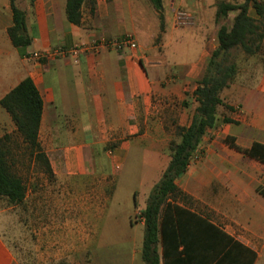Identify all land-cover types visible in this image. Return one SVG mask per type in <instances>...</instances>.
<instances>
[{
    "label": "crops",
    "instance_id": "0c3cea01",
    "mask_svg": "<svg viewBox=\"0 0 264 264\" xmlns=\"http://www.w3.org/2000/svg\"><path fill=\"white\" fill-rule=\"evenodd\" d=\"M173 1L170 0L171 9ZM15 3L25 12L32 43L27 48L13 45L8 33L13 25L12 3L0 0V102L23 80L32 79L44 104L39 141L55 178L63 182L80 181L95 175L94 167L107 162L121 170L134 148L148 149L157 157H163L166 129L152 126L150 120L158 113L152 109L153 96L160 91L163 78L162 63L153 55L159 54L161 47L175 55L180 62L178 66H183L178 76L181 84L185 79H199L218 48L221 26L216 23V7L194 0V24L191 29L180 31L173 27L166 4L162 20V13L150 0H85L81 25L69 22L67 0H16ZM250 13L258 19L252 10ZM128 34L136 38L138 49L104 50L99 54L81 55L78 59L58 58L43 63L28 58L36 51L73 47L102 38L119 39ZM161 36L162 45H155ZM227 90L230 92L227 103L236 109L231 117L236 123L225 127L224 138L234 137L236 144L244 149H250L254 143L264 144V77L256 88L233 82L223 92ZM6 135L12 137L6 144L8 149L25 148L10 114L0 105V139ZM108 147L112 148L110 155L103 152ZM167 166L164 159L162 170L158 169L150 188L160 181ZM103 171L99 174L107 175ZM177 185L188 199L177 202L180 207L214 224L233 241L254 252V256L248 255V262L264 264V254L251 242L256 241L255 238L263 239L264 225L247 226L248 237L239 236L231 225L220 224L208 216L228 211L216 210L206 200L214 191H219L221 196L237 199L240 213L260 215L264 220L261 189L264 188V164L231 149L226 143L217 151L212 143L205 156L194 157ZM199 199H205L204 205L191 206ZM185 216L186 222L193 219L191 215ZM140 224L145 226L143 221ZM205 232L201 241H206ZM158 250L162 255V244ZM141 251L133 264H145ZM224 256L210 264H220ZM237 258L229 257V262H237ZM210 259L207 255L200 256L196 262L207 263ZM13 263L14 256L0 235V264Z\"/></svg>",
    "mask_w": 264,
    "mask_h": 264
},
{
    "label": "rangeland",
    "instance_id": "374dc122",
    "mask_svg": "<svg viewBox=\"0 0 264 264\" xmlns=\"http://www.w3.org/2000/svg\"><path fill=\"white\" fill-rule=\"evenodd\" d=\"M222 1L203 0L205 4L216 7V13ZM229 1L239 4L244 0ZM164 3L172 15L175 30L191 29L196 15L194 0H174L172 9L170 0H164ZM235 15L237 13H230L216 23L231 27ZM162 43V36L155 41L157 46ZM166 50L161 47L159 54L153 55L162 63L163 78L160 91L153 96L152 109L158 113L150 118L152 126H164L166 129L167 144L163 157H157L154 151L148 149L134 148L121 170L107 162L94 167L95 175L80 181L63 182L54 174H47L42 164H36L24 155L25 148L12 150L14 171L27 187L23 205H10L0 198V235L14 256L13 264H133L138 258L145 226L140 224L137 214L147 204L151 184L158 169L162 170L164 159L167 164L171 160V144L180 141L179 128L192 123L198 107L194 91L202 76L185 79L181 84L178 76L183 66H178L180 62L176 61L175 55ZM185 52L187 50L184 49L183 54ZM234 57L239 70L235 84L256 88L264 77V42L258 54L249 56L238 50L234 52ZM229 93L227 90L221 95L226 103ZM233 115L225 108H219V122L209 130L207 140L203 141L195 157L205 156L212 143L219 151L221 144L225 143V127L228 125L222 120ZM103 152L110 155L112 148L108 147ZM32 162L35 164L32 165ZM101 169L107 175L99 174ZM261 189L264 193V188ZM220 194L214 191L212 197L206 200L216 210L224 209L228 213L213 212L208 216L220 224L231 225L239 236L244 237L249 235L245 227L264 225L260 215L240 213L237 199ZM204 201H193L191 206H202ZM255 240L251 242L260 254H264V237Z\"/></svg>",
    "mask_w": 264,
    "mask_h": 264
},
{
    "label": "trees",
    "instance_id": "16d2710c",
    "mask_svg": "<svg viewBox=\"0 0 264 264\" xmlns=\"http://www.w3.org/2000/svg\"><path fill=\"white\" fill-rule=\"evenodd\" d=\"M84 1L67 0V17L70 23L81 25ZM15 2L16 0H11L13 25L8 33L15 47L27 48L31 45L32 38L27 31L25 12L19 9ZM150 2L162 13L163 20L164 0ZM251 9L255 11L258 19L251 15ZM232 12L237 15L231 27L221 26L217 36L218 48L209 58L194 91V98L198 103L196 115L189 126L179 128L180 141L171 144V160L162 178L153 187L146 208L141 211L145 225L141 255L145 264H197L196 260L206 255L211 259L201 264H210L221 255L225 256L220 260V264H251L247 257L255 255L240 242L233 241L214 224L190 214L177 204L179 201H188L179 189L177 181L187 173L209 130L217 126L219 108L223 107L230 113L236 111L235 107L226 103L221 96L235 81L239 72L234 52L239 50L253 56L262 50L264 2L244 0L243 3L234 4L223 0L217 7V22L227 18ZM0 105L10 114L18 135L26 145L23 154L36 164H42L45 172L53 176L50 161L39 141L44 104L32 79L23 80L1 100ZM222 122L236 123L229 116L224 117ZM11 141L10 135L0 139V198L10 205L20 206L26 200L27 187L24 180L14 171V155L6 146ZM225 143L231 149L264 164V144L254 143L250 149H244L236 144V139L232 136L226 137ZM185 215H191L193 219L186 222ZM204 232L207 238L206 241H201ZM159 244L163 246L162 255L159 254ZM233 256L239 257L237 262H229V257Z\"/></svg>",
    "mask_w": 264,
    "mask_h": 264
},
{
    "label": "built area",
    "instance_id": "2783aa9c",
    "mask_svg": "<svg viewBox=\"0 0 264 264\" xmlns=\"http://www.w3.org/2000/svg\"><path fill=\"white\" fill-rule=\"evenodd\" d=\"M185 15V14H181ZM180 18V17H179ZM114 49L116 51H124L126 49L136 50L138 49V43L136 38L131 35H125L119 39H98L91 41L90 43L80 44L73 47H59L55 49L36 51L31 53L28 58L35 60L39 63H43L48 60L58 58H74L78 59L81 55L86 54H99L104 50ZM139 221H143L141 213L136 217Z\"/></svg>",
    "mask_w": 264,
    "mask_h": 264
},
{
    "label": "water",
    "instance_id": "95a60500",
    "mask_svg": "<svg viewBox=\"0 0 264 264\" xmlns=\"http://www.w3.org/2000/svg\"><path fill=\"white\" fill-rule=\"evenodd\" d=\"M201 120V119H200Z\"/></svg>",
    "mask_w": 264,
    "mask_h": 264
}]
</instances>
